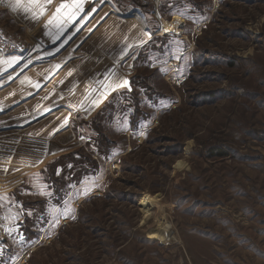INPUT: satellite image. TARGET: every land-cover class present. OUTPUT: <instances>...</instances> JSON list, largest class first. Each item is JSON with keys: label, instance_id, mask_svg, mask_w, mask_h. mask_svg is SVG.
<instances>
[{"label": "rangeland", "instance_id": "1", "mask_svg": "<svg viewBox=\"0 0 264 264\" xmlns=\"http://www.w3.org/2000/svg\"><path fill=\"white\" fill-rule=\"evenodd\" d=\"M74 2L0 0V264H264V0Z\"/></svg>", "mask_w": 264, "mask_h": 264}, {"label": "bare ground", "instance_id": "2", "mask_svg": "<svg viewBox=\"0 0 264 264\" xmlns=\"http://www.w3.org/2000/svg\"><path fill=\"white\" fill-rule=\"evenodd\" d=\"M176 22L177 19H175L172 23L166 24L167 31H171V29L177 27ZM142 206L144 212V220L157 221V225L150 228L152 238L165 241L174 240L170 225L167 224L162 215L160 216L161 209L158 206L156 200L152 197L147 196L144 198Z\"/></svg>", "mask_w": 264, "mask_h": 264}, {"label": "snow or ice", "instance_id": "3", "mask_svg": "<svg viewBox=\"0 0 264 264\" xmlns=\"http://www.w3.org/2000/svg\"><path fill=\"white\" fill-rule=\"evenodd\" d=\"M62 9H82V0H76V2L72 3V4H61L58 8H57V13L61 12ZM51 23V21H50ZM125 84H127L128 82L125 81Z\"/></svg>", "mask_w": 264, "mask_h": 264}, {"label": "trees", "instance_id": "4", "mask_svg": "<svg viewBox=\"0 0 264 264\" xmlns=\"http://www.w3.org/2000/svg\"><path fill=\"white\" fill-rule=\"evenodd\" d=\"M100 113H102V111H101ZM100 113H99V114H100ZM60 159H61V157H60V158H58V159H57V161H58V160H60Z\"/></svg>", "mask_w": 264, "mask_h": 264}]
</instances>
